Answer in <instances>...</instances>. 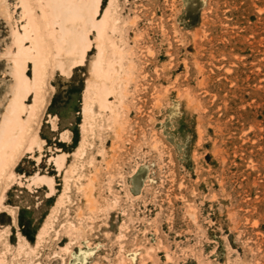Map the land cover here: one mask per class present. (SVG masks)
Returning <instances> with one entry per match:
<instances>
[{
  "label": "rangeland",
  "instance_id": "rangeland-1",
  "mask_svg": "<svg viewBox=\"0 0 264 264\" xmlns=\"http://www.w3.org/2000/svg\"><path fill=\"white\" fill-rule=\"evenodd\" d=\"M112 1L120 17L115 36L135 63L125 66L118 120L94 103L86 155L75 154L84 137L88 80H94L90 61L98 55L94 30L88 64L71 76L54 74L49 65L34 113L35 93L25 99L22 116L33 127L26 146L37 138L44 143L32 152L23 148L12 165L19 180L0 185V198L7 190L3 202L17 215L14 222L0 211V250L10 244L9 264H120L128 252L135 259L128 264H264V0H102L99 20ZM6 2L0 130L14 103L12 57L21 43L31 45L29 13L21 0ZM29 2L31 21L55 49L41 1ZM111 56L112 50L108 61ZM28 65L33 78L30 59ZM63 153L61 171L52 157ZM71 164L76 173L69 175ZM37 172L54 178V192L47 184L29 187ZM92 173L91 208L79 186ZM67 175L69 193L59 206ZM50 215V235L37 255H27L26 241L37 246ZM69 221L90 234L76 238ZM137 246L147 251L139 254Z\"/></svg>",
  "mask_w": 264,
  "mask_h": 264
},
{
  "label": "bare ground",
  "instance_id": "bare-ground-1",
  "mask_svg": "<svg viewBox=\"0 0 264 264\" xmlns=\"http://www.w3.org/2000/svg\"><path fill=\"white\" fill-rule=\"evenodd\" d=\"M40 1L42 3V18L43 20H45L47 26H52L51 29L48 30V35L52 37L55 49H53V47H50V45L47 43L48 40L44 33L41 32L40 26L34 24L31 21L34 15L33 7H31L29 0H21L23 7L27 10L30 15V21L28 23V26L26 25L25 30L26 36L30 39L31 45L26 46L21 43L18 53L16 55H13L12 57L15 83L11 89L13 92L14 103L11 104L13 108L8 109L7 113L4 115L0 130V185L7 179H11V181L13 182H17V179L19 180V175L12 171V165L15 163V161H17V155L23 148H26V152L34 151L36 147H38L39 149L43 148L44 139L39 138L35 139V141L31 142L29 145L26 146V141L33 127L30 124V118L24 120L22 112L26 109L25 99L31 93H35V106H32L31 114L34 113L36 104L41 98V92L46 82L45 77L49 73V65H51L52 73L55 74V70H60L63 74L71 76L73 74V71H75V68L88 64L87 60L89 58V54L94 49L93 41L90 35L94 34V30L98 32V34L95 36V43H97L98 45V55H94L93 57H91L90 61V72L94 76V80H88V86L85 93V123H83L82 126V130L84 133V135L82 136L84 137L82 138V141L80 142L79 147L75 152V154L82 156V154L85 152V147L87 144V133L88 131L93 130V127H95L94 124L96 123L95 120L97 118V113L95 110L98 109L95 108L94 110V103L99 106V109L101 111L100 113L108 112L109 116L114 121L118 120L120 110L117 106V102L120 103L122 101V95L124 93V90L120 87L123 78L127 75L125 68L133 67L135 64L132 59L127 58L126 56L127 54H129V51L126 47H124L125 43H121L117 36H115L119 28L120 17L116 11V8L114 7V1L111 2L109 8L104 13V17L101 20H99V16L102 6V0ZM0 7L3 9L2 11L7 14L6 16L9 19L11 17V12L8 8L6 0H0ZM108 32H111L112 35H108ZM111 50L112 61H108V59L106 58V54L108 55ZM8 52L10 53L11 51L9 50ZM125 58H127V64L125 63ZM28 59L33 62V78H31L29 74L30 70L28 69ZM125 92L127 93V91ZM124 95L126 96L127 94ZM112 96L115 97V101L110 100V97ZM119 107L122 108L121 106ZM86 122L90 126H86ZM54 126L55 129H57V126ZM113 126L115 125L113 124ZM118 129L119 128H117V130ZM62 136L65 137L64 133L62 134ZM67 157V153L59 154L58 156L52 157L55 160V164L57 165L58 170H65V168L67 167ZM76 165H70L67 170L69 175L70 173L72 174L76 171ZM81 168L79 171H81ZM95 173H92L91 175L89 174L90 176H88V180H86L87 182L81 183V186H79V189L85 196L86 202L91 205V208L93 207V202L95 199L94 192H96L94 191L95 182L97 180V176ZM80 176L81 175H79V177ZM68 181L69 176L67 175L65 192L59 198V206L62 203V199L64 198V196L69 193L68 190L70 189V185ZM20 182H22V180ZM43 184L48 185L50 192H54L56 189L54 185L55 180L52 176L45 174L39 175L37 172L31 177H28L29 187H32L33 185L42 186ZM6 191L7 190L3 192V195L0 198V211H9L8 213L13 216L14 222H16L17 215L15 211L11 207H9V205H6L3 202L5 198L4 193ZM113 203H115V200ZM52 218L53 215H50L48 221L45 222V224L39 231L37 236L36 247L26 241L25 244L28 246V249L25 251V253L27 255L30 256V254H38V249L45 241L46 236L50 235L49 232L50 229L53 227V222L55 220ZM54 218H56V216ZM71 222L70 225H68L67 227L70 226V230L73 231V234L75 233L76 238L86 237V235L89 233V229H86L82 225L77 226L76 222V224H73ZM91 228H93V226L90 227V229ZM120 236L122 235H117V237L119 238ZM9 246L10 244L8 243V247L6 250H0V264H9L7 258V251L9 250ZM140 246H137V251L139 254H143L145 251H147ZM70 249L71 246L69 245L65 248L66 251H70ZM129 253L130 252L125 253V257H121L120 264H128L135 262V259L131 257V254ZM31 263L35 264V262L32 261Z\"/></svg>",
  "mask_w": 264,
  "mask_h": 264
}]
</instances>
